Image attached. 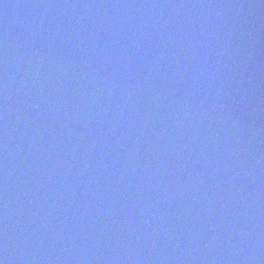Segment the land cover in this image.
<instances>
[{
	"label": "water",
	"instance_id": "obj_1",
	"mask_svg": "<svg viewBox=\"0 0 264 264\" xmlns=\"http://www.w3.org/2000/svg\"><path fill=\"white\" fill-rule=\"evenodd\" d=\"M0 264H264V0H0Z\"/></svg>",
	"mask_w": 264,
	"mask_h": 264
}]
</instances>
